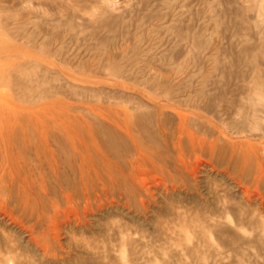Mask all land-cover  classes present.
Masks as SVG:
<instances>
[{
	"label": "rangeland",
	"instance_id": "1",
	"mask_svg": "<svg viewBox=\"0 0 264 264\" xmlns=\"http://www.w3.org/2000/svg\"><path fill=\"white\" fill-rule=\"evenodd\" d=\"M0 264H264V0H0Z\"/></svg>",
	"mask_w": 264,
	"mask_h": 264
},
{
	"label": "bare ground",
	"instance_id": "2",
	"mask_svg": "<svg viewBox=\"0 0 264 264\" xmlns=\"http://www.w3.org/2000/svg\"><path fill=\"white\" fill-rule=\"evenodd\" d=\"M4 49L6 50V52L7 51L9 52L17 51L16 49H13L12 47H5ZM2 52H5V51H2Z\"/></svg>",
	"mask_w": 264,
	"mask_h": 264
}]
</instances>
